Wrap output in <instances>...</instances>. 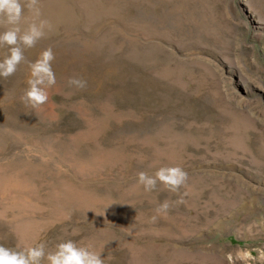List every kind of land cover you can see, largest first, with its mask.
Segmentation results:
<instances>
[{"label":"rangeland","instance_id":"rangeland-1","mask_svg":"<svg viewBox=\"0 0 264 264\" xmlns=\"http://www.w3.org/2000/svg\"><path fill=\"white\" fill-rule=\"evenodd\" d=\"M36 6L44 35L0 77V245L72 239L105 264H264V0ZM49 48L56 84L32 108L29 65ZM176 166L188 174L176 192L137 185Z\"/></svg>","mask_w":264,"mask_h":264},{"label":"clouds","instance_id":"clouds-1","mask_svg":"<svg viewBox=\"0 0 264 264\" xmlns=\"http://www.w3.org/2000/svg\"><path fill=\"white\" fill-rule=\"evenodd\" d=\"M38 0H0V47L8 46L9 54L0 60V77L8 78L17 72L25 60L24 48L33 47L44 35L47 22L40 20L41 15L36 6ZM28 9L33 22L22 29V22L27 19L24 15ZM55 56L52 50L46 49L40 57L30 63V76L27 81L28 89L21 100L32 108H37L48 101L47 89L56 84V75L52 68ZM69 86L75 89H85L87 81L72 77ZM188 174L181 167H160L149 175L147 172L137 174V185L143 186L145 192L156 189L160 183L169 192H176L187 181ZM170 204L165 201L157 207V213L167 214ZM73 230L72 235H77ZM106 258L101 252L93 250L92 245L83 244L72 239L62 240L55 245L54 250H47L45 242H38L24 248H9L0 245V264H105Z\"/></svg>","mask_w":264,"mask_h":264}]
</instances>
